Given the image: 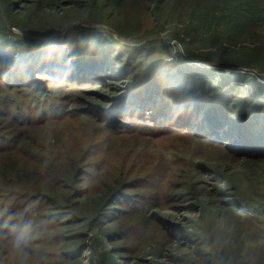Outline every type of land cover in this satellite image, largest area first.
<instances>
[{
	"label": "rangeland",
	"instance_id": "rangeland-1",
	"mask_svg": "<svg viewBox=\"0 0 264 264\" xmlns=\"http://www.w3.org/2000/svg\"><path fill=\"white\" fill-rule=\"evenodd\" d=\"M93 1L9 0L8 8L0 10V25L6 28L10 26L13 33L6 35L8 39L14 33H23L6 23L8 17L41 27L46 31L44 34H48L43 36L42 39L47 37L44 40L56 38L79 21L94 28L97 36H116L117 31L122 30L131 36L125 39L126 42L152 39L154 33L151 32L157 31L163 42L176 44L179 53L181 47L177 39L171 36L173 32L182 33L187 25L197 36L208 38L205 44H198L202 48H196L197 52L204 48L210 51L222 48L233 51L246 47V50L258 53L257 56H263L264 59V48H261L264 46V0H97L100 3L98 7ZM96 8V15H91ZM193 14L196 18L190 17ZM90 16H93V21L85 19L89 20ZM106 19L111 21L108 26L102 23ZM50 29L58 31L50 34ZM147 31L151 33L150 37L145 34ZM182 34L189 37L185 31ZM215 40L222 42L210 47ZM259 60L257 57L256 62L247 63L241 68L249 69L256 79L264 82L260 77L264 76V71ZM116 66L110 62L107 69L111 80L106 83L111 84L105 85L103 82L100 86H86V83L79 87L63 86L50 78H41L40 73L41 83L36 81L31 88H25L27 93L14 86L12 90L6 89L5 95L9 96L3 100V94L0 93V107L9 99L15 103L21 102V107L27 113L33 111V105L40 106L42 102L46 107L61 104L65 112H69L62 118L46 122L24 126L5 125V130H9L10 135L18 134L19 147L24 146L30 152L41 154L42 151L37 147H50L51 154L48 157L55 165L54 174L57 171L70 177L80 156L86 157L91 165L98 167L97 178H94V182L90 181L95 192L107 189L103 183L109 185L118 179L142 177L140 184L145 188L139 187L140 190L158 198L156 208L147 209L148 213L153 211L152 220L155 219L157 227L152 224L143 237L138 236L135 226H131V220H124L115 226L112 222L110 229L114 230L113 236L108 239L100 235V231L106 230L87 228L82 220L71 224L73 228L68 231H64V227H56L42 235L39 245L29 248V264H264V158L256 160L257 157L246 155L230 158L217 142L200 140L180 131L160 132L139 128L140 132L144 130V135L115 136L136 130L132 131L126 125L120 130L117 126L109 128L112 130L100 129L97 127L99 120L96 114L98 111L103 112L101 107L110 105L112 97L125 92L129 85L127 76L147 71L134 66L124 76L116 71ZM222 67L229 70L227 65ZM39 85L42 88H37ZM252 87L256 89V86ZM23 137H27L28 142H24ZM88 148L89 154L85 156L83 151ZM17 153L0 156L7 171L15 163L13 156ZM69 158L73 160L65 164ZM29 163L30 171L35 169L34 160L31 159ZM37 163L49 164V161L46 158V162ZM42 171L40 168V176H37L36 169L33 171V178L36 179L30 178L28 187L14 179L10 187L28 193L38 190L51 193L43 188L52 187V178L48 179ZM47 175L52 176V173ZM150 181L151 186L146 185ZM64 183L74 185L73 182ZM81 184L84 188L90 186L89 182ZM8 201L11 202V208L0 197V228L11 229L8 235L15 231L9 237L0 229V233L7 236L6 240L0 239V263L6 264H9L7 245L15 236L19 224L27 221V216L23 215L28 208V202H25L17 209L20 203L15 194ZM83 201L73 207L75 212H90L87 209L91 207L92 201ZM250 202L263 206L262 215L257 216V211L254 213L248 208ZM39 222L40 219L33 222L34 226H38ZM127 227H130V231L126 237L116 236L115 232ZM164 231L170 235L165 236ZM58 232H70L71 236L76 232L83 234L60 242L68 247L78 246L82 242L83 246L79 245L83 247L79 257L61 263L58 259L35 255L34 248L42 249L46 241L54 239Z\"/></svg>",
	"mask_w": 264,
	"mask_h": 264
},
{
	"label": "trees",
	"instance_id": "trees-1",
	"mask_svg": "<svg viewBox=\"0 0 264 264\" xmlns=\"http://www.w3.org/2000/svg\"><path fill=\"white\" fill-rule=\"evenodd\" d=\"M8 1L0 0V10L4 11L8 8ZM93 4L96 7L100 5L97 0H94ZM97 11V8L94 9L91 15H96ZM92 17L90 16L89 20L85 19L93 21ZM190 17L196 18V15ZM5 20L24 34L14 33L11 39H8L6 35L13 33L9 29L10 26L8 28L3 26L5 28L2 29L0 25V93L3 94V100L9 96L5 95V92L12 90L13 86L26 92L25 88H31L36 81L40 82L41 78H50L54 83L63 86L79 87L83 83H86V86H100L103 82L105 85L111 84L106 83L111 80V75L107 72L110 62L117 65L116 71L124 76L137 66L138 70L147 69V71H142L140 75L134 73L132 76H127L129 85L125 92L112 97L110 105L101 107L104 109L103 112L98 111L96 114L99 120L97 127L112 130L109 128L117 126V129H121L126 125L132 128V131L136 130L115 136L144 135L142 133L144 130L140 132L139 128L160 132L180 131L184 135L197 137L200 140L210 139L217 142L230 158L246 155L251 158L257 157L256 160L258 158L263 160L264 82L256 79L249 69L241 68L247 63L256 62L259 57L261 69L264 71V59L263 56H257L258 53H251L246 47L233 51L223 48L210 51L204 48L201 52H197L198 44H205L208 38L197 36L187 25L183 28V32L185 31L189 37H185L183 32L171 30V33L173 32L171 37L176 38V42L181 47L179 53L180 49L176 44L163 42L157 31L151 32L154 33L152 39H147L151 34L149 31L145 33L148 34V37H145L148 41L143 39L126 42L125 39H130L131 36L122 30L117 31L116 36L110 34L97 36L94 28L87 27L79 21L56 38L44 40L47 37L42 39L43 36L48 34H44L46 31L41 27L9 17ZM110 22L108 19L102 21L106 26ZM55 31L58 30L50 29L49 32L55 34L57 33ZM221 42L215 40L210 47ZM222 65L229 66V70H225ZM40 73L41 78H39ZM260 77L264 79V76L260 75ZM252 85L256 86V89ZM37 88L42 87L39 85ZM42 103L40 106L33 105L34 107L31 108L33 111L29 113L21 107V102L15 103L9 99L0 107V124H3L0 125V156L18 152L13 156L15 163L11 164L9 171L2 163L3 160H0V197L3 201H7L6 205L10 207L11 202L8 198L15 194L20 203L17 209L21 204L28 202L27 211L23 215L27 216L26 220L33 218L32 221L36 222L40 219V224L34 227L28 241L27 250L30 251L32 245H39V240L46 231L56 227H64V231H68L73 228L71 224L81 220L87 228H96L97 231L106 230L99 232L106 239L113 236L114 230L110 229L112 222L115 226L120 225L124 220H131V226H135L138 236L144 237L152 224L155 225V219L152 220L153 211L148 213L147 209L156 208L158 198L140 190L139 187L145 188L140 184L142 177L129 180L120 177V181L114 180L109 185L103 183L107 189L95 192L90 181L94 182V178H97L98 167L91 165L86 157L80 156L70 177L69 174L63 176L57 171L54 174L55 165L48 157L51 154L50 147L47 149L41 145L37 147L45 154L44 156L41 155L42 153L30 152L24 146L19 147L18 134H8L9 130H5V125L24 126L46 122L62 118L66 112H69H65L61 104L46 107V104ZM30 115L33 117L28 118ZM7 118L9 120L4 122ZM23 141L28 142V138L23 137ZM88 150L90 149L83 151L84 155ZM46 158L49 164L37 163V161L46 162ZM31 159L34 160L37 176H40V168H42L43 175L48 179L52 178V187L43 188L51 193L39 190L28 193L10 187L13 179L22 181L26 187L30 178L36 179L33 178L35 169L30 171V163L28 164ZM68 160L65 164H69L73 159ZM50 172L52 176L47 175ZM64 182H73L74 185ZM82 182H89L90 186L84 188ZM150 183L151 181L146 185L151 186ZM83 200L92 201L91 207L87 209L90 212L81 214L75 212L73 207ZM83 202L88 205L87 202ZM13 204L12 202V206ZM248 208L254 213L257 211V216L263 213V206L258 203L250 202ZM19 214L22 216V213ZM108 217L110 219H107ZM0 229L9 237L15 232L8 235L11 229L7 227ZM120 230L115 232L116 236L124 238L130 227ZM68 233L58 232L54 239L49 238L46 241L42 249L35 247V255L58 259L61 263L79 257L83 249L82 242H79L82 246L73 247L64 246L65 243L60 242L83 234L76 232L71 236L70 232ZM164 233L165 236L170 235L167 231Z\"/></svg>",
	"mask_w": 264,
	"mask_h": 264
},
{
	"label": "clouds",
	"instance_id": "clouds-1",
	"mask_svg": "<svg viewBox=\"0 0 264 264\" xmlns=\"http://www.w3.org/2000/svg\"><path fill=\"white\" fill-rule=\"evenodd\" d=\"M34 224L31 220L23 221L19 224L16 234L9 247V264H29L28 241L34 231ZM0 239H7V236L0 233Z\"/></svg>",
	"mask_w": 264,
	"mask_h": 264
},
{
	"label": "water",
	"instance_id": "water-1",
	"mask_svg": "<svg viewBox=\"0 0 264 264\" xmlns=\"http://www.w3.org/2000/svg\"><path fill=\"white\" fill-rule=\"evenodd\" d=\"M165 40H169L168 38H166Z\"/></svg>",
	"mask_w": 264,
	"mask_h": 264
}]
</instances>
